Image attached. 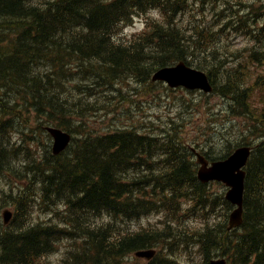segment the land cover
<instances>
[{
	"label": "trees",
	"instance_id": "trees-1",
	"mask_svg": "<svg viewBox=\"0 0 264 264\" xmlns=\"http://www.w3.org/2000/svg\"><path fill=\"white\" fill-rule=\"evenodd\" d=\"M68 1L0 0V175L11 174L17 161L19 149L6 141L10 129L31 130L38 135L51 125L74 137L58 156L41 151L35 163L25 161L27 176L16 180L22 184L17 187L16 206L25 198L18 216L25 218L27 214L26 201L31 202L28 194L33 187L24 183L27 177H34L35 200L61 203L65 209L58 215L61 223H17V216L11 225L15 230L0 231V264H33L63 242L69 244L64 264H131L129 257L138 250L156 245L173 250L188 244L198 249L202 264L222 256L229 264H264V207L259 208L264 206V50L254 51L241 65L246 75L253 73L248 64L261 67L250 86L244 84L246 76H239L242 73L232 76L225 71L221 79L228 86L216 89L214 73L205 72L213 84L212 96L226 102L224 118L250 121L245 138L234 142L224 139L225 144L221 141L204 148L205 157L215 161L226 158L236 147L252 146L244 168L241 226L227 231L225 224L207 223L189 234L176 228L171 231L175 226L168 224L160 232H123L122 225L113 221L124 224L159 212L174 220L186 212L208 219L222 207L230 210L231 206L223 198L221 184L222 191L214 196L210 187L218 186L216 183L198 181L193 153L180 134L150 136L131 123L107 133L83 130L75 120H86L84 112L104 109V103L96 107L73 98L67 86L85 91L105 86L113 95L125 78L150 88L155 70L178 61L205 71L203 62L193 60L192 46H206L207 62L215 65L220 58L215 56L211 41L203 43L201 34L195 32L194 37H199L191 38L178 25V15L192 0ZM150 11H158L164 23L148 22L146 29L127 43L116 38L120 26ZM70 66L75 68L70 70ZM78 79L85 80L76 83ZM252 96L258 98V105L251 103ZM216 118L215 113L210 114L207 119L212 122L208 124L220 133L222 125ZM221 147L223 150L214 155V149ZM184 204L189 205L187 210ZM101 216L107 221L91 219ZM136 264L182 263L170 255L157 254Z\"/></svg>",
	"mask_w": 264,
	"mask_h": 264
},
{
	"label": "rangeland",
	"instance_id": "rangeland-1",
	"mask_svg": "<svg viewBox=\"0 0 264 264\" xmlns=\"http://www.w3.org/2000/svg\"><path fill=\"white\" fill-rule=\"evenodd\" d=\"M264 0H192L178 16V25L184 33L194 37V32L201 34V41L213 46L215 56L220 60L216 65L205 60L207 54L202 47L193 50L195 55L201 53L204 57L200 62L205 64V69L214 73L215 84L219 85V73L228 70L233 76L239 75L241 65L245 59L254 51L264 50V8L262 4ZM241 4V5H240ZM247 10V13L245 11ZM153 20L155 23H164L162 16L157 12L145 14L142 18H136L130 26H121L116 34V38L123 43H127L133 36L143 29L146 20ZM1 35V34H0ZM196 35V34H195ZM195 60V56H194ZM197 60V58H196ZM199 63V60H198ZM222 64V65H221ZM218 65V66H217ZM221 66V68H220ZM253 73L246 75L242 73L239 76H246L245 85L250 86L256 74L261 71L260 65L253 66ZM75 66H70L72 70ZM206 72V71H205ZM229 74V76H230ZM85 79H78L84 81ZM88 86H91L90 83ZM119 84V83H118ZM149 84V83H148ZM75 86L68 85L73 94V98H79L88 103H93L98 106L99 102L104 103V109L91 114L86 113L88 119L82 120L80 123L84 129L92 130L99 133H107L113 129L124 126L127 123L141 127L142 132L150 136H162L169 132H177L181 135V140L188 149H195L200 153L203 152V147L212 141L218 144L223 138L230 140L245 138L248 134L250 121L245 119H227L222 114L226 109V102L217 96L206 97L204 93L198 91H187L185 89H169L162 83L152 84L148 86L140 84L138 81L125 78L118 86V91L111 95L110 88L102 86L93 88L91 91H85L83 88H74ZM168 89V90H167ZM70 96V94H69ZM251 103L258 105L259 101L256 96L251 97ZM251 105V104H250ZM252 105V106H253ZM264 104H262V107ZM258 110V106H253ZM215 113L217 115V124L222 125L221 134L218 136L210 135L209 119L207 117ZM78 122V121H77ZM165 133V134H164ZM72 136V133H71ZM73 137V136H72ZM74 138V137H73ZM247 138V137H246ZM9 140L13 147L19 149L16 153L17 165L13 166L14 171L9 175H0V220L2 221V212L8 211L11 214L10 221L14 216L19 215L20 209L23 208L25 198H20L21 202L16 206L15 202L20 191L16 183L17 177L27 176V165L25 161L30 163L38 159V148L47 154L48 149L51 150L52 141L43 134H38L31 130L21 129L19 132L10 130ZM255 140H252L254 143ZM251 143V144H253ZM223 149V147H221ZM221 150L216 148L215 152ZM51 154V153H50ZM194 157V156H193ZM195 160V157L193 158ZM27 177L24 184L33 187L31 193L28 194L31 202L27 204V214L24 217L18 216V222L26 223H48L58 221V215H62L65 209L61 203L50 205L47 201L40 200L37 202V188L35 187L36 180L34 177ZM29 180V181H28ZM212 195L216 196L222 191L219 186L212 185L210 187ZM223 190V195H224ZM188 204L183 205V209H188ZM54 210V211H53ZM232 210H226L225 207L219 209L213 217L203 219L201 216H194L186 212L180 219L174 220L171 216L163 212L153 213L142 217L138 220L120 224L118 221H113L114 225H122L121 230L127 231H163L167 229V225L175 226L170 228L174 231H185L189 234L192 231L202 229L205 224H226L228 216ZM98 220V223L107 221L104 217L91 218ZM11 224V223H10ZM58 224V225H59ZM9 226L10 230L11 225ZM69 247V244L63 242L56 247L50 255L43 256L34 261L33 264H64V251ZM146 249H152L155 254L160 256L170 255L182 264H202L203 258L196 248L188 244L186 247L175 248L170 250L168 245H156ZM137 259L134 255L129 257L131 264L137 262L145 263V260ZM229 262V260L227 259Z\"/></svg>",
	"mask_w": 264,
	"mask_h": 264
},
{
	"label": "water",
	"instance_id": "water-1",
	"mask_svg": "<svg viewBox=\"0 0 264 264\" xmlns=\"http://www.w3.org/2000/svg\"><path fill=\"white\" fill-rule=\"evenodd\" d=\"M153 81H163L169 87H185L189 90L210 91V85L204 73L187 67L183 62L171 68H164L155 73ZM47 131L54 138L53 153L59 154L70 141V135L60 129L47 128ZM249 148L242 147L237 149L227 160L213 163L210 168L206 167V162L198 157L202 167L198 170L197 176L203 183L217 180L222 181L228 187L225 199L229 201L236 209L230 214L229 227H238L242 223L243 214V191H244V171L241 168L246 164L249 157ZM7 221V220H6ZM137 257L150 259L153 251H139L135 254ZM209 264H226L224 259L211 260Z\"/></svg>",
	"mask_w": 264,
	"mask_h": 264
},
{
	"label": "bare ground",
	"instance_id": "bare-ground-1",
	"mask_svg": "<svg viewBox=\"0 0 264 264\" xmlns=\"http://www.w3.org/2000/svg\"><path fill=\"white\" fill-rule=\"evenodd\" d=\"M69 1H71V0H69ZM69 1H68V2H69ZM73 1H74V0H73ZM76 1H77V0H76ZM79 1H80V0H79ZM84 1H85V0H84ZM59 2H60V1H59ZM63 2H64V1H63ZM81 2H82V1H81ZM61 3H62V2H61ZM69 3H70V2H69ZM73 3H74V2H73ZM83 4H84V2H83ZM62 5H63V4H62ZM73 5H74V4H73ZM79 5H80V3H79ZM65 6H66V4L64 5V8H65ZM77 6H78V5H77ZM80 6H81V5H80ZM82 6H83V5H82ZM86 7H87V6H86ZM86 7H85V8H86ZM62 8H63V7H62ZM64 8H63V9H64ZM74 8H76V5H75ZM83 8H84V7H83ZM81 9H82V8H81ZM81 9H80V10H81ZM83 11H84V10H83ZM69 12H70V11H69ZM73 13H74V11H73ZM68 14H69V13H68ZM82 14H83V13H82ZM73 15H74V14H73ZM75 15H78V14L76 13ZM85 16H86V13H85ZM88 16H89V15H88ZM63 17H64V15H63ZM89 17H90V16H89ZM65 18H66V17H65ZM81 19H82V18H81ZM85 20H86V18H85ZM81 44H82V43H81ZM215 65H216V64H215ZM221 65H222V64H221ZM217 66H218V65H217ZM220 68H221V66H220ZM20 71H21V70H20ZM17 72H18V71H17ZM262 146H263V145H262ZM263 151H264V150H263ZM13 159H14V158H13ZM83 172H84V171H83ZM94 172H95V171H94ZM86 174H87V173H86ZM88 174H89V173H88ZM89 175H90V174H89ZM85 178H87V177H85ZM88 183H89V182H88ZM83 187H84V186H83ZM86 187H87V186H86ZM86 187H85V188H86ZM94 189H95V187H94ZM80 190H81V189H80ZM91 190H92V189H91ZM259 190H260V189H259ZM259 190H258V191H259ZM83 191H84V189H83ZM83 191H82V193H83ZM87 192H88V191H87ZM93 192H94V191H93ZM260 192H261V190H260ZM262 192H263V193H261V195H262V194L264 195V191H262ZM85 193H86V192H85ZM89 193H90V192H89ZM91 193H92V192H91ZM92 195H93V194H92ZM251 195H252V194H251ZM258 195H259V194H258ZM93 196H94V195H93ZM96 196H97V194H96ZM251 197H253V196H251ZM249 198H250V197H249ZM256 198H257V196H256ZM250 199H252V198H250ZM253 199H254V198H253ZM261 199H262V198H261ZM263 200H264V199H263ZM263 200H261V202H263ZM250 201H251V200H250ZM250 201H249V202H250ZM255 201H256V200H255ZM252 202H253V201H252ZM258 202H259V201H258ZM263 203H264V202H263ZM80 204H81V203H80ZM97 204H98V203H97ZM248 204H249V203H248ZM250 204H251V203H250ZM257 204H258V203H257ZM95 205H96V204H95ZM252 205H253V203H252ZM254 205H255V204H254ZM259 205H260V204H258V206H259ZM96 206H97V205H96ZM263 207H264V206L259 207V208H263ZM252 208H253V207H252ZM254 208H255V206H254ZM91 209H92V208H91ZM255 209H256V208H255ZM257 210H258V209H257ZM258 211H259V210H258ZM260 211H261V210H260ZM253 212H254V210L252 211V213H253ZM251 215H252V214H251ZM261 215H262V214H261ZM252 216H254V215H252ZM259 216H260V215H259ZM257 217H258V215H257ZM263 217H264V216H263ZM254 219H255V216H254ZM254 219H253V220H254ZM257 219H258V218H257ZM257 219H256V220H257ZM259 219H260V217H259ZM263 219H264V218H263ZM261 220H262V219H261ZM256 222H257V221H256ZM249 223H250V222H249ZM249 223H248V224H249ZM251 223H253V222H251ZM255 224H256V223H255ZM251 225H252V224H249V226H251ZM256 225H257V224H256ZM258 225H259V224H258ZM260 225H261V224H260ZM258 227H259V226H258ZM261 227L264 228V227H263V224H262ZM247 228H248V227H247ZM252 228H253V227H252ZM256 228H257V227H256ZM259 228H260V227H259ZM250 230H251V229H250ZM252 230H253V229H252ZM261 230H262V229H261ZM254 232H255V230H254ZM256 232L259 233L258 231H256ZM262 233H263V232H261V234H262ZM259 234H260V233H259ZM257 235H258V234H257ZM19 239H21V237H20ZM4 240H5V239H4ZM4 240H3V241H4ZM6 240H7V239H6ZM32 241H33V240H32ZM7 242H8V241H7ZM33 243H34V242H33ZM209 243H210V242H209ZM33 246H34V245H33Z\"/></svg>",
	"mask_w": 264,
	"mask_h": 264
}]
</instances>
